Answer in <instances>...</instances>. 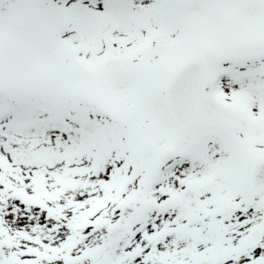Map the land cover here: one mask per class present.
Here are the masks:
<instances>
[{"label": "snow or ice", "instance_id": "6c2138e0", "mask_svg": "<svg viewBox=\"0 0 264 264\" xmlns=\"http://www.w3.org/2000/svg\"><path fill=\"white\" fill-rule=\"evenodd\" d=\"M0 264H264V0H0Z\"/></svg>", "mask_w": 264, "mask_h": 264}]
</instances>
